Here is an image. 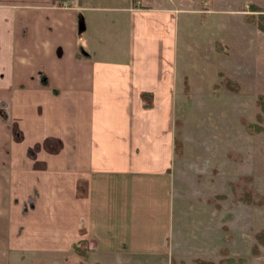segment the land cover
<instances>
[{"label": "crops", "instance_id": "1", "mask_svg": "<svg viewBox=\"0 0 264 264\" xmlns=\"http://www.w3.org/2000/svg\"><path fill=\"white\" fill-rule=\"evenodd\" d=\"M183 11L0 0V264H173Z\"/></svg>", "mask_w": 264, "mask_h": 264}, {"label": "rangeland", "instance_id": "2", "mask_svg": "<svg viewBox=\"0 0 264 264\" xmlns=\"http://www.w3.org/2000/svg\"><path fill=\"white\" fill-rule=\"evenodd\" d=\"M183 4L187 11L179 15L177 56L179 73L188 80L186 98L179 99L176 139L182 147L172 169L177 245L172 263L242 259L239 264H264V245L257 243L264 231V134L248 127L257 122V98L264 94V29L259 26L264 0ZM221 72L240 85L238 93L224 86ZM145 259L137 261L166 264ZM48 261L84 264L87 259L72 252L51 254Z\"/></svg>", "mask_w": 264, "mask_h": 264}, {"label": "trees", "instance_id": "3", "mask_svg": "<svg viewBox=\"0 0 264 264\" xmlns=\"http://www.w3.org/2000/svg\"><path fill=\"white\" fill-rule=\"evenodd\" d=\"M253 11L256 12L258 11L257 8H253ZM259 26H261L264 29V15L261 18V21L259 23ZM220 48L219 43H217V48ZM219 76L221 78H223V84L226 88H228L230 91L234 92V93H238L241 89L240 85L238 83H236L235 81L226 78L224 76V74L221 72L219 73ZM219 86H216V88H218ZM143 100L145 102V106L146 107H151L152 106V94L150 93H143L142 94ZM257 106L259 108V113L256 116L257 122L255 124H249L248 127L250 129L253 130V132L257 133V134H264V94H261L258 96L257 98ZM178 125V122H177ZM176 144V150H180L182 147V142L179 141L178 139H176L175 141ZM250 195L247 194V197H249ZM247 202H251L250 200H247ZM257 243L259 245H264V231H261L260 233L257 234ZM85 247V243L84 242H79L78 244L74 245L73 250L75 253L81 255V256H86V248ZM254 254L258 253V245H256L253 249ZM243 260L240 259L238 262L234 259H228L226 261H221V264H239L240 262H242ZM196 264H216L215 262L212 261H204L201 259L196 260Z\"/></svg>", "mask_w": 264, "mask_h": 264}]
</instances>
